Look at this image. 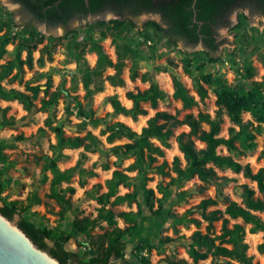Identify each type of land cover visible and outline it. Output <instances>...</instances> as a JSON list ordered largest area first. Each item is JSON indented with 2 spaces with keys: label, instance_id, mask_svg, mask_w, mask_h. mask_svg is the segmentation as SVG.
Segmentation results:
<instances>
[{
  "label": "trees",
  "instance_id": "trees-1",
  "mask_svg": "<svg viewBox=\"0 0 264 264\" xmlns=\"http://www.w3.org/2000/svg\"><path fill=\"white\" fill-rule=\"evenodd\" d=\"M19 3L21 10L32 20L48 26H68L74 20L83 19L89 15H98L110 12L117 18L104 20L97 19L88 24L90 31L98 32L97 37L85 34L84 39L77 38L76 29L66 30L63 37L55 35L45 36L36 30L29 31L25 37H18L11 32V25L7 21H0V59L6 52V46L14 45L15 56L0 64V99L16 100L25 110L35 107L38 94L42 91L41 107L46 108L55 103L60 95L71 97L70 90L81 83L84 97H90L104 90V83L111 86H123V69L127 61L128 76L131 80L139 78L148 82L145 89L128 90L126 98L131 106L123 105L116 95L109 97L114 115H123L137 120L138 116L146 115L142 106L148 103L152 109H157L158 103L167 98L155 76L144 72L138 73L137 61L143 57L145 43L138 40L132 44L128 33L136 28L134 19L143 13H158L161 22L147 20L143 23L145 29H154L166 38V44L176 46L178 42L195 46L201 44L210 63H216L219 58L214 54L222 41L218 40V30L230 24V15L235 10L249 8L250 13L264 14V0H11ZM244 16L243 14H240ZM28 29L34 27L26 26ZM139 32V31H138ZM111 38L115 51V60L106 53L102 41ZM61 38H66V47L69 56L76 64L79 75L78 81L72 80V88H52V79L49 76L44 84H32L36 77L23 80L24 68L31 70L34 65L33 52L38 50L36 62L43 66L45 60H52V46ZM46 42L43 44V42ZM40 44H43L38 48ZM25 58H21L22 53ZM94 53L96 61L93 67L88 64L86 54ZM46 55V59L44 58ZM111 68L112 74L104 75L106 69ZM183 70L189 75L192 84L191 90L176 76H171L172 98L181 102L182 109H190L204 102L208 89L212 88L215 94L217 109L214 115L199 110L196 114L185 113L182 117L179 111L170 113L165 110H156L149 117L139 132L121 121L106 123L100 129V135H105L106 141L125 138L127 141L115 144L110 151L117 157L132 158L133 161L125 169H115L105 180L106 191L94 196L99 204L95 217L85 216L74 218L68 224V230L46 229L36 226L33 222L20 218L18 226L41 249L46 250L57 259L60 264H151L144 253L155 248L154 240L159 238L162 243H170L176 238L185 239V251L191 259V264H199L210 258L209 264H259L248 254V244L245 241V225L249 224L250 233L262 234V241L257 245L259 253L264 254V220L258 212H264V167L253 171L249 163L242 164L232 153L245 155L256 147V134L261 131L264 122V99L252 91L237 92L229 87L226 81L212 73L195 75L189 70V64H183ZM13 71H15L13 73ZM246 77L254 75V69L247 65ZM13 73V74H12ZM9 81H16L23 85V90L5 87L1 82L7 76ZM44 86V88H43ZM48 96L46 99L45 97ZM5 108L0 107V128L11 125L13 122L5 117ZM82 111V110H81ZM248 112L253 121H244L242 114ZM82 113V112H80ZM228 116L231 126L227 129V136L221 135L223 116ZM103 118H91L93 128L100 125ZM56 138L53 148L83 146L84 150H95L101 144L99 137L90 130L83 136H64L58 126H50ZM182 126L188 128L175 134V130ZM174 138L178 150L182 153L184 163L180 157L174 156L171 163L164 158V149L170 147V139ZM196 141L204 144L197 147ZM224 147L228 154L218 151ZM264 155V150L262 151ZM162 158L159 162L158 159ZM44 169L50 170V195L61 207L60 219L64 220L72 209L70 198H65L66 192H74L72 187L61 188L62 182H68L74 173L80 177L83 184L85 175H95L92 170L86 171L80 167L81 162L66 170H60L56 160L45 156ZM0 161H6L5 154L0 148ZM217 169H229L234 173H241L243 177L256 183V188L244 183L241 185V204L229 202L224 210L209 209L217 205L213 197H204L197 204L177 212L174 207L185 204L189 197L203 191L204 186L181 189L186 181L197 177L206 184L216 179ZM127 172H135L134 176ZM150 173L161 177H168L167 181H160L156 189L148 187L147 182L152 178ZM127 188L125 193H118L119 187ZM4 185L0 182V213L11 219L15 214L26 212L31 206H23L18 201H8L2 192ZM126 204H135L136 210L115 211L114 207ZM228 215L229 217H227ZM241 217L243 223L233 222L230 219ZM116 218L124 223L117 225ZM106 222L108 229L93 234L94 228ZM204 223V231L200 229ZM219 223L218 232L215 224ZM195 226L190 235L172 237L163 235L169 229L177 235L178 226L188 228ZM84 235L87 248L82 254L67 250L65 244ZM48 241L52 244L49 245ZM131 246L129 259L126 255L127 246ZM135 259V261L133 260ZM164 264H190L184 258L175 256L166 257ZM206 264V263H204Z\"/></svg>",
  "mask_w": 264,
  "mask_h": 264
},
{
  "label": "rangeland",
  "instance_id": "rangeland-1",
  "mask_svg": "<svg viewBox=\"0 0 264 264\" xmlns=\"http://www.w3.org/2000/svg\"><path fill=\"white\" fill-rule=\"evenodd\" d=\"M147 20L161 22L159 16L155 14H142L137 17L136 28L128 33V38H130L132 44H136L138 40L145 43L143 57L137 61L138 73L148 72L154 75L159 86L167 93V98L158 103L157 109H152L148 103L142 104L147 114L138 116L137 120L134 121L123 115H114L109 102V97L116 95L123 105L130 107L131 102L126 100V92L128 90L145 89L148 86V82H143L139 78L135 80L129 78L128 67L131 64L130 61H127L126 67L123 69L122 77L125 82L123 86L114 87L105 82L104 90L90 97H84L85 93L82 85L78 83L75 89L70 90L71 97H66L64 93H60L57 101L46 108L41 107L42 91L34 102L35 107L29 111L25 110L16 100L0 99V107L6 109L5 117L13 122L11 125L0 128V148L6 156V161H0V182L4 185L2 196L8 201L21 202L23 206L31 203L26 212L20 215L15 214L12 217L13 222L18 223L20 218H24L40 228L68 230V224L72 219L85 216L95 217L97 215L99 204L94 196L106 191L105 180L111 176L113 170L125 169L133 161L132 158L117 157L110 151L111 146L124 143L127 140L122 138L108 143L105 135H100V129L106 123L121 121L139 132L146 125L147 119L153 116L156 110H165L170 113H175L178 110L180 117L187 112L196 114L199 110L214 115L217 107L212 88L208 89V95L204 102H200L198 106L190 109H182L181 102L172 98V75L178 76L193 93L189 75L183 70L184 63L189 64V70L195 75L212 73L214 76L224 79L231 89L240 93L252 91L264 99V15L250 13L247 10L234 12L229 18L230 24L223 27L218 33V40H221L222 43L214 54L215 57L219 58L216 63L208 61L203 46L189 48L179 43L174 47L167 45L166 38L162 33L152 28L145 29L143 27V23ZM0 21H7L11 25V32L16 33L18 37H25L29 31L35 30L28 29L26 24L22 23L12 12L4 9L1 4ZM4 31L5 28L0 31V35ZM36 31L45 36L49 35ZM76 31L79 39H84L86 33H89L92 37L98 36V32L95 30L90 31L88 25L76 29ZM63 36L64 34L57 37ZM66 41V38H61L52 46V60H45L43 66H39L36 62L39 51H34L33 69L24 68L23 80L36 77L35 82L32 84H44L50 76L53 84L50 91L58 88L61 92L63 89L72 88L73 78L78 81L79 75L76 71L75 62L68 54ZM45 42L46 40L43 44ZM43 44H40L38 48ZM102 45L111 59L115 60L111 38L104 39ZM14 56V45L9 43L6 46L3 58L0 59V64L13 59ZM21 58H25L24 52ZM44 58L46 59V55H44ZM86 59L88 64L93 67L96 55L94 53L86 54ZM247 65L254 69L252 77H246L245 68ZM112 73L113 70L108 68L104 75ZM10 76L4 78L1 83L7 88L14 87L23 90V85L18 84L16 81H9ZM45 98L47 99L48 96ZM91 118L103 119L99 126L93 128L89 123ZM242 118L244 121L250 120L255 125L257 124L248 112H244ZM46 120H50V126L60 127L64 136H83L86 131L90 130L99 137L101 144L95 150L88 151L84 150L83 146L53 148V145L56 144V138L53 130L46 125ZM231 125L228 116L224 115L220 134L227 136V129ZM187 130L186 126H182L175 130V134ZM255 141L256 147L253 151L245 155L232 153V156L240 163H249L253 171L264 167V155L262 154L264 150V122L261 123V131L256 134ZM195 144L199 148L204 146L200 141H196ZM218 151L222 154H228L222 146L218 148ZM164 152V158L168 163H171L174 156L180 157L184 163L182 153L179 152L174 138L170 139V147L164 149ZM45 156L56 160L58 168L62 171L71 168L77 161H80V167L86 171L92 170L95 174L93 176L85 175L83 184H81L77 173H74L68 182H62L61 188L69 186L74 189L73 193H65V198L71 200L72 209L64 220L60 219L61 207L50 195L52 175L49 169H44ZM161 160L162 158L158 159L159 162ZM216 171L218 177L206 184L199 181L197 177L186 181L181 189L195 186H204V189L200 193L193 194L185 204L175 206L174 209L177 212H182L186 208L197 204L204 197H213L217 200V205L209 209L220 208L224 210L229 202L241 204L242 184L246 183L256 189V185L243 177L241 173H234L229 169H217ZM127 173L131 176L135 175V172ZM149 176L152 179L147 182V186L154 189H156L158 182L168 180V177H161L155 173H150ZM127 191L128 189L122 186L118 189V193L121 194ZM114 210H136V206L132 204L129 207L122 204L115 206ZM258 215L264 220V212H258ZM116 221L118 226H124L121 219L116 218ZM233 222L243 223V220L241 217L230 219V223ZM215 227L216 232H218L219 223H216ZM249 227V224L245 225V241L249 246L248 254L253 256L255 262L264 264V254L259 253L257 250V245L262 241V234L260 232L250 233L248 231ZM108 228L107 223L102 222L94 228L92 233L98 234ZM178 229L177 235L173 233L172 229L165 231L163 235L176 237L183 234L188 236L195 230V226L190 225L188 228L178 226ZM200 229L204 231V223ZM185 242V239L176 238L170 243H162L157 238L154 240L156 247L151 252L144 253V255L148 257L151 264H164V259L170 256L184 258L191 264L192 261L185 251ZM86 243L85 236L79 235L76 239L69 240L65 244V248L80 254L84 251L90 253ZM48 244L51 245L52 242L48 241ZM130 250L131 246L128 245L126 255L129 259H131ZM133 260L135 261V259ZM204 263L209 264L210 258L201 261L199 264Z\"/></svg>",
  "mask_w": 264,
  "mask_h": 264
},
{
  "label": "water",
  "instance_id": "water-1",
  "mask_svg": "<svg viewBox=\"0 0 264 264\" xmlns=\"http://www.w3.org/2000/svg\"><path fill=\"white\" fill-rule=\"evenodd\" d=\"M0 4L4 9L12 12L27 26L34 27L35 30L55 36L65 34L68 29H79L84 27L97 19L107 20L118 17L113 13L106 12L94 16L89 15L80 20H74L66 27L48 26L32 20L19 6L13 4L10 0H0ZM134 22L137 24V17L134 19ZM221 30L222 28L218 30V33ZM178 43L189 48L202 46L201 44L191 46L184 42ZM0 264H60V262L46 250L39 248L18 226V223L12 221V218L9 219L0 213Z\"/></svg>",
  "mask_w": 264,
  "mask_h": 264
},
{
  "label": "flooded vegetation",
  "instance_id": "flooded-vegetation-1",
  "mask_svg": "<svg viewBox=\"0 0 264 264\" xmlns=\"http://www.w3.org/2000/svg\"><path fill=\"white\" fill-rule=\"evenodd\" d=\"M10 1H11V0H10ZM11 2H12L13 4H16L17 6H19V7L21 8V6H20L19 3H14L13 1H11ZM242 10H247L248 12H250V11H249V8H247V7H246V8H243ZM236 11H238V10L233 11V13L236 12ZM239 11H240V10H239ZM233 13H232V14H233ZM143 14H147V13H143ZM148 14H155V15L159 16V18H160V20H161V17H160V15H159L158 13H148ZM141 15H142V14H141ZM262 15H264V14H262Z\"/></svg>",
  "mask_w": 264,
  "mask_h": 264
},
{
  "label": "bare ground",
  "instance_id": "bare-ground-1",
  "mask_svg": "<svg viewBox=\"0 0 264 264\" xmlns=\"http://www.w3.org/2000/svg\"><path fill=\"white\" fill-rule=\"evenodd\" d=\"M126 100H127L128 102H130V100H129V99H127V98H126ZM179 152H180V151H179ZM180 153H181V152H180ZM255 185H256V184H255Z\"/></svg>",
  "mask_w": 264,
  "mask_h": 264
},
{
  "label": "crops",
  "instance_id": "crops-1",
  "mask_svg": "<svg viewBox=\"0 0 264 264\" xmlns=\"http://www.w3.org/2000/svg\"><path fill=\"white\" fill-rule=\"evenodd\" d=\"M131 102V101H130ZM254 185H255V182H254Z\"/></svg>",
  "mask_w": 264,
  "mask_h": 264
}]
</instances>
